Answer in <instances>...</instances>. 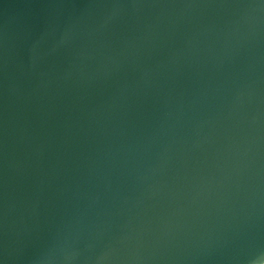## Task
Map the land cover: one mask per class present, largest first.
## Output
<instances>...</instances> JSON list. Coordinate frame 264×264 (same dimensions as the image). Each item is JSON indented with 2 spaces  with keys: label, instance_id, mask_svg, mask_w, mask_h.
I'll return each mask as SVG.
<instances>
[{
  "label": "water",
  "instance_id": "95a60500",
  "mask_svg": "<svg viewBox=\"0 0 264 264\" xmlns=\"http://www.w3.org/2000/svg\"><path fill=\"white\" fill-rule=\"evenodd\" d=\"M0 264H264V0H0Z\"/></svg>",
  "mask_w": 264,
  "mask_h": 264
}]
</instances>
